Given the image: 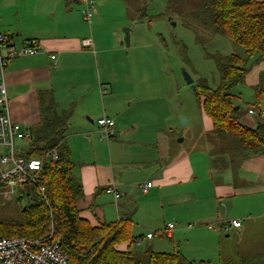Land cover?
<instances>
[{
    "label": "crops",
    "instance_id": "1",
    "mask_svg": "<svg viewBox=\"0 0 264 264\" xmlns=\"http://www.w3.org/2000/svg\"><path fill=\"white\" fill-rule=\"evenodd\" d=\"M98 1L104 5L102 0ZM82 8V0H0V35L16 47L35 40L39 50L35 55L6 62L2 79L11 119L24 128L29 127L31 124L22 123L21 117L16 115L15 112L19 113L16 106L33 112L35 106L40 105L43 93H49V96L53 93L60 111L79 107L78 114L72 111L69 118L67 131L71 127L75 131L67 135V144L76 164L74 173L79 177L83 190L82 198L77 201L80 217L93 226L130 218L132 236L138 238L133 243L125 241L115 247L119 251L131 250L135 256L133 245L145 240L148 254L156 251L152 245L154 234L166 235L165 228L170 222L164 221L163 227L153 232L149 230L164 220V207L181 206L186 201H190L195 214L204 219L200 224L206 225L205 229L198 228L195 232L208 231L207 234L219 237L218 231L223 230L227 236L235 234L242 242L246 241V233L251 229L257 237L264 231V155L247 154L242 158L222 153L218 159L210 155L214 165L217 161L221 165L209 168L212 179L210 194L195 196L190 192V195L184 194L186 186H181L198 179L187 151L178 150L155 165V156L143 152L152 147L132 132L138 131L137 125L131 128L133 137L126 139L123 136L129 135L130 131L126 122L120 120L117 131L114 130L108 140L100 138L96 119L103 114L112 117V112L100 103V98L110 92L112 98L114 86L112 80L100 75L97 69L99 43L94 37L92 23L98 22L99 9L95 6L89 24L84 19ZM89 38L92 45H83L82 40ZM120 39L122 36L116 30L114 40L117 43ZM242 82L250 88L252 97L243 107L240 96L235 94L239 97V110L243 107L240 121L244 126L254 128L259 119H264V58L252 62ZM101 84L109 85L104 94H100ZM258 84L262 87L259 105L255 103L254 91ZM249 109L254 113L249 114ZM201 115L204 128L210 131L211 120L202 110ZM2 152L0 148V154ZM75 155L78 158H74ZM114 161L132 169L124 171L122 166H114ZM147 182L152 183L151 187L140 191L139 184ZM110 187H115L119 197L115 199L114 194L108 191ZM194 189L205 187L198 182ZM200 197L207 198L209 203H200ZM222 203L226 208L231 207L233 213L221 210ZM231 220H239L240 226L234 227ZM148 233L151 237H147ZM166 236L172 239L173 233Z\"/></svg>",
    "mask_w": 264,
    "mask_h": 264
},
{
    "label": "rangeland",
    "instance_id": "2",
    "mask_svg": "<svg viewBox=\"0 0 264 264\" xmlns=\"http://www.w3.org/2000/svg\"><path fill=\"white\" fill-rule=\"evenodd\" d=\"M101 2L104 5L98 0L94 2V8L96 6L99 10L96 9L98 22L92 23V28L99 43L98 72L109 77L114 86L112 98L111 92L100 98V103L106 105L115 119L113 129L117 131L118 120L126 122L130 133L123 137L127 139L133 137L131 128L137 125L138 131L132 132H136L140 141H146L152 147L148 148V152H143L155 156V165L178 150L187 151L198 179L181 184L182 187L186 186L183 193L209 195L212 181L209 168L221 165L218 161L214 165L209 156L218 159L220 154H228V138L204 128L194 90L185 83L181 69L190 75L194 83L201 79L208 87L214 88L219 80L216 59L230 53L241 54L242 49L195 21L193 14L198 10L200 0H178L172 5L167 0ZM101 7L104 9L101 10ZM124 27L133 31L129 46L120 45L121 39L117 43L114 40L116 30L123 38ZM232 92L240 96L243 107L247 106L252 97L250 88L243 82L234 86ZM39 103L33 112H26L24 108L16 106L19 113H15L21 117L22 123L33 125L39 122L41 112L48 107L52 111H60L53 93L50 96L49 93H43ZM78 109V106H73L70 111L78 114ZM181 118L187 123L183 124ZM73 131L75 130L71 127L67 135L74 133ZM74 158L78 156L75 155ZM113 164L116 167L122 166L124 171L132 169L121 163L117 165L115 161ZM198 182L205 189H194ZM20 195L21 198L18 195L5 197L3 189H0V220L20 218L21 209L29 204V197L33 193L31 189H20ZM200 198V203H209L206 202L207 198ZM220 209L233 213L232 208H226L225 203H222ZM203 220L199 214H195L190 201L181 206L175 204L173 208L164 207V220L161 219L157 227L151 226L149 230L153 232L162 228L164 221L170 222L174 226L173 237L171 239L166 235L154 234L153 248L160 252L179 251L189 261H207L210 264H225L239 258L264 255L263 230L255 237L254 232L249 229L246 241L241 242L235 234L227 236L223 230L218 231L219 237L207 234L208 231L195 232L198 228L205 229L206 225L200 224ZM198 232L200 233L197 234ZM146 247L149 248L144 240L132 248L137 253L135 257L142 262H146L148 258Z\"/></svg>",
    "mask_w": 264,
    "mask_h": 264
},
{
    "label": "trees",
    "instance_id": "3",
    "mask_svg": "<svg viewBox=\"0 0 264 264\" xmlns=\"http://www.w3.org/2000/svg\"><path fill=\"white\" fill-rule=\"evenodd\" d=\"M175 1L178 0L167 3L172 5ZM193 17L201 26L242 49L241 54L230 53L216 59V87H208L201 79L193 81L198 106L211 120L212 130L228 138L227 150L233 157L244 158V152L264 155V119H259L254 128L244 126L240 110L233 109L239 97L232 92L244 81L252 62L264 58V0H200ZM254 91L255 103L259 105L261 84ZM71 112L45 108L40 121L27 127L29 140L16 151V156L42 159V168L36 184L20 188L33 193L29 204L21 209L20 218L0 220V236L44 238L51 234V239L59 240L71 264H210L189 261L179 251H150L147 261L142 262L131 250L119 251L115 247L138 238L132 236L130 218L93 226L80 217L77 201L83 190L67 144ZM51 150L56 152L54 157L47 156ZM38 186L44 188L43 194ZM225 264H264V255Z\"/></svg>",
    "mask_w": 264,
    "mask_h": 264
},
{
    "label": "built area",
    "instance_id": "4",
    "mask_svg": "<svg viewBox=\"0 0 264 264\" xmlns=\"http://www.w3.org/2000/svg\"><path fill=\"white\" fill-rule=\"evenodd\" d=\"M82 13L85 21L91 23L94 13V2L92 0H82ZM83 45H91V39H83ZM38 45L35 40H29L16 47L8 44L6 37L0 35V184L5 197L18 195L22 186L36 184L39 171L42 168V159H27L17 157L16 151L28 140L30 133L27 128L12 121L8 111V99L2 74L6 62L13 58L32 56L38 52ZM55 56H51L54 59ZM109 87L108 84L99 85L100 94H104ZM249 114L254 110L249 109ZM100 138L108 140L114 132V119L107 115H101L96 119ZM55 150L47 153L48 157H54ZM152 183L139 184L140 191L144 192L151 187ZM41 194L44 188L38 186ZM114 194L115 199L119 193L115 187L108 188ZM234 227L240 226L239 220H231ZM173 229L172 223H167L166 235L170 236ZM51 234L44 238L28 237H3L0 236V264H71L66 254L62 251L59 240L50 238ZM151 237V233L147 234Z\"/></svg>",
    "mask_w": 264,
    "mask_h": 264
},
{
    "label": "water",
    "instance_id": "5",
    "mask_svg": "<svg viewBox=\"0 0 264 264\" xmlns=\"http://www.w3.org/2000/svg\"><path fill=\"white\" fill-rule=\"evenodd\" d=\"M122 32H123V38L121 40V44H125L126 46H129L130 45V34L132 32V30L130 28H127V27H124L122 29ZM181 73H182V76H183V79L185 81V83L187 85H190L192 87V89L194 90V83H193V79L190 77V75L184 70V69H181ZM234 110H238L239 109V106L238 105H235L233 107ZM181 121L183 124H186V120L184 118H181ZM182 140V139H180ZM248 153L247 152H244V155H247Z\"/></svg>",
    "mask_w": 264,
    "mask_h": 264
}]
</instances>
